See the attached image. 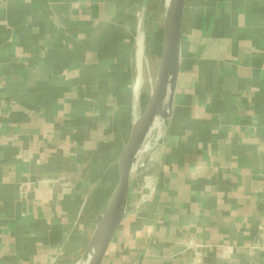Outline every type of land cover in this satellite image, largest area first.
Segmentation results:
<instances>
[{
  "label": "crops",
  "instance_id": "crops-1",
  "mask_svg": "<svg viewBox=\"0 0 264 264\" xmlns=\"http://www.w3.org/2000/svg\"><path fill=\"white\" fill-rule=\"evenodd\" d=\"M163 3L0 0V264L81 257L154 84ZM213 258L264 264V0H185L169 122L101 264Z\"/></svg>",
  "mask_w": 264,
  "mask_h": 264
},
{
  "label": "water",
  "instance_id": "water-1",
  "mask_svg": "<svg viewBox=\"0 0 264 264\" xmlns=\"http://www.w3.org/2000/svg\"><path fill=\"white\" fill-rule=\"evenodd\" d=\"M185 0H164L158 67L143 111L132 122L130 134L117 161L118 179L110 200L94 227L76 264H101L125 214L132 180L139 161L161 140L168 125L180 61V37ZM139 32L138 48L143 50ZM137 93V91H136ZM232 254V250H228ZM213 264L228 259L213 258Z\"/></svg>",
  "mask_w": 264,
  "mask_h": 264
},
{
  "label": "rangeland",
  "instance_id": "rangeland-1",
  "mask_svg": "<svg viewBox=\"0 0 264 264\" xmlns=\"http://www.w3.org/2000/svg\"><path fill=\"white\" fill-rule=\"evenodd\" d=\"M156 22H155V20H154V18H152V17H150V18H148L147 20H146V27L149 29V28H152L153 26H154V24H155ZM151 31H148V33H150Z\"/></svg>",
  "mask_w": 264,
  "mask_h": 264
},
{
  "label": "bare ground",
  "instance_id": "bare-ground-1",
  "mask_svg": "<svg viewBox=\"0 0 264 264\" xmlns=\"http://www.w3.org/2000/svg\"><path fill=\"white\" fill-rule=\"evenodd\" d=\"M152 163V162H151Z\"/></svg>",
  "mask_w": 264,
  "mask_h": 264
}]
</instances>
